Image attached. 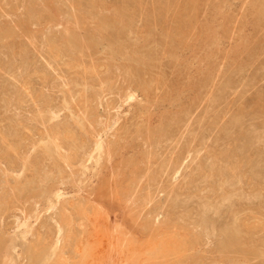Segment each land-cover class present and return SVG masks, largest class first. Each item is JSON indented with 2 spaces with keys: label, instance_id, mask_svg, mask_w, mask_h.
<instances>
[{
  "label": "rangeland",
  "instance_id": "obj_1",
  "mask_svg": "<svg viewBox=\"0 0 264 264\" xmlns=\"http://www.w3.org/2000/svg\"><path fill=\"white\" fill-rule=\"evenodd\" d=\"M183 1L0 0V264H264V0Z\"/></svg>",
  "mask_w": 264,
  "mask_h": 264
},
{
  "label": "bare ground",
  "instance_id": "obj_2",
  "mask_svg": "<svg viewBox=\"0 0 264 264\" xmlns=\"http://www.w3.org/2000/svg\"><path fill=\"white\" fill-rule=\"evenodd\" d=\"M90 1V0H89ZM186 1V0H185ZM185 1H183V2H185ZM95 3V2H94ZM137 3V2H136ZM94 5V4H93ZM39 6V5H38ZM159 6V5H158ZM182 6V5H181ZM92 7V6H91ZM180 7V6H179ZM183 7V6H182ZM167 8V7H166ZM123 9V8H122ZM176 10V9H175ZM164 11V10H163ZM171 11V10H170ZM123 12V11H122ZM172 12V11H171ZM170 12V13H171ZM169 13V14H170ZM124 14V13H123ZM163 14V13H162ZM167 14V13H166ZM126 15V14H125ZM181 15V14H180ZM90 17V16H89ZM132 19V18H131ZM183 19V18H182ZM167 20V19H166ZM157 21V20H156ZM100 23V22H99ZM114 23V22H113ZM123 23V22H122ZM162 23V22H161ZM169 23V22H168ZM67 24V23H66ZM105 24V23H104ZM43 25V24H42ZM166 25V24H165ZM148 26V25H147ZM104 27V26H103ZM109 27V26H108ZM115 27H117V26H115ZM163 27V26H162ZM178 27V26H177ZM180 27V26H179ZM65 28V27H64ZM107 28V27H106ZM167 28V27H166ZM183 28V27H182ZM108 29V28H107ZM110 29H111V27H110ZM109 29V30H110ZM104 30V29H103ZM106 30V29H105ZM112 30V29H111ZM186 30V29H185ZM100 31V30H99ZM180 31V30H179ZM9 32H10V30H9ZM106 32V31H105ZM69 33V32H68ZM66 34V33H65ZM70 34V33H69ZM106 35V34H105ZM189 35V34H188ZM187 35V36H188ZM43 38V37H42ZM152 39V38H151ZM186 39V38H185ZM71 41V40H70ZM84 41V40H83ZM112 41V40H111ZM55 43V42H54ZM70 44H73V43H70ZM82 45V44H81ZM85 45V44H84ZM50 46H51V44H50ZM82 47V46H81ZM110 47V46H109ZM118 48H119V46H117ZM74 48V47H73ZM87 48H89L88 46H87ZM116 48V47H115ZM123 48V47H122ZM121 49V47L119 48V50ZM124 49V48H123ZM59 50H61V49H59ZM118 50V51H119ZM122 50V49H121ZM120 50V51H121ZM126 51V50H125ZM146 51V50H145ZM151 51V50H150ZM112 52V51H111ZM113 53V52H112ZM152 53V52H151ZM155 53V52H154ZM161 53V52H160ZM57 54V53H56ZM121 54H122V52H121ZM157 54V53H156ZM146 55V54H145ZM154 55V54H153ZM142 56V55H141ZM151 56H152V54H151ZM157 56V55H156ZM143 57H145V56H143ZM148 57H149V55H148ZM147 57V58H148ZM135 58H137V57H135ZM145 59H146V57H145ZM152 59V58H151ZM73 61V60H72ZM159 60H157V62H158ZM138 62H141V63H143V58H140V56H139V58H138ZM151 62V61H150ZM152 62H154V61H152ZM151 62V64H150V69H151V72H152V75H150V79L152 78V82L155 84L156 83V85L158 84V83H160V82H162V80L163 79H165V78H163L162 77V75L160 74V73H162V72H160V73H157L156 71H155V66H157L156 64H158V63H156V62H154V63H152ZM165 63V62H164ZM145 64H147V63H145ZM137 65V64H136ZM139 65H141V64H139ZM159 65V64H158ZM163 65V64H162ZM94 66V65H93ZM160 66V65H159ZM137 67V66H136ZM145 67H147V66H145ZM140 69V68H139ZM143 70H146V69H144V68H142ZM142 69H140V70H142ZM150 69H148V70H150ZM158 69V68H157ZM135 70H138V69H135ZM159 70H161V69H159ZM125 71V70H124ZM131 71V70H130ZM165 71H166V69H165ZM86 72V71H85ZM137 72V71H136ZM148 72V71H147ZM130 73V72H129ZM138 73V72H137ZM136 73V74H137ZM142 75V74H141ZM132 76V75H131ZM147 76L149 77V75L147 74ZM146 76V77H147ZM152 76V77H151ZM164 81V80H163ZM202 81V80H201ZM165 82V81H164ZM144 83V82H143ZM162 84V83H161ZM161 84H159V86L161 85ZM155 85V86H156ZM197 89V88H196ZM154 90V89H153ZM22 91V90H21ZM148 95V94H147ZM218 98V97H217ZM154 99V98H153ZM228 103V102H227ZM225 107V106H224ZM191 114V113H190ZM210 114V113H209ZM169 126V125H168ZM167 131H168V129H167ZM228 132V131H227ZM167 133V132H166ZM205 133V132H204ZM15 139V138H14ZM96 148H97V150H101L102 149V144H101V142H97L96 143ZM192 152V151H191ZM62 155V154H61ZM213 157V156H212ZM217 157V156H216ZM194 158V157H193ZM182 160V159H181ZM63 161V160H62ZM178 161H176V163H177ZM244 162H245V160H244ZM247 162H249V161H247ZM251 163V162H250ZM183 164V163H182ZM235 164V163H234ZM249 164V163H248ZM247 165V164H246ZM250 165V164H249ZM181 166V165H180ZM233 167V166H232ZM231 167V168H232ZM238 167V166H237ZM248 167V166H247ZM239 168V167H238ZM251 168V167H250ZM230 169V168H229ZM240 169V168H239ZM195 170V169H194ZM226 170V169H225ZM236 170H237V168H236ZM211 171H212V169H211ZM238 172V171H237ZM237 172H234V174H236ZM215 173V172H214ZM241 174V173H240ZM251 174V173H250ZM179 175V174H178ZM216 175H217V173H216ZM232 175V174H231ZM255 175V174H254ZM181 176V175H180ZM214 176V175H213ZM245 176V175H244ZM245 177H247V176H245ZM251 177V176H250ZM222 180V179H221ZM9 188V187H8ZM229 193V192H228ZM220 198V197H219ZM223 199V198H222ZM233 200V199H232ZM231 200V201H232ZM222 202V201H221ZM230 203V202H229ZM221 204V203H220ZM236 209V208H235ZM238 214V213H237ZM247 221V220H246ZM237 223V222H236ZM234 224V223H233ZM256 227H258V228H262V227H264V220L262 219V220H260V219H251V220H248L246 223H244V222H241L240 224H236L235 226H233V227H229L230 229H228V228H226V229H228V230H226L225 232H224V234H223V241H222V248L221 249H224V252H225V250H227V251H230V252H233V253H236L237 254V252H238V250H240L239 249V244H241L240 242L241 241H243L244 239H246L245 238V236H246V234L248 233V231H251L250 229L251 228H256ZM25 229V228H24ZM264 229V228H263ZM249 234V233H248ZM22 235V234H21ZM219 246V245H218ZM244 252V251H243ZM246 254V253H245Z\"/></svg>",
  "mask_w": 264,
  "mask_h": 264
}]
</instances>
